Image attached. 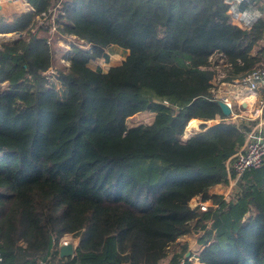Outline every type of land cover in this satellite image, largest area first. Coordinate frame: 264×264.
I'll list each match as a JSON object with an SVG mask.
<instances>
[{"label":"trees","instance_id":"trees-1","mask_svg":"<svg viewBox=\"0 0 264 264\" xmlns=\"http://www.w3.org/2000/svg\"><path fill=\"white\" fill-rule=\"evenodd\" d=\"M28 1L0 15V34H21L0 44V264H190L178 239L199 232L202 264H264V166L229 201L210 193L256 123L229 122L212 81L264 62V18L240 29L223 0L65 1L56 37L89 49L71 44L59 93L47 28L31 33L55 0ZM112 45L128 51L120 65L88 66ZM141 113L151 122L130 126ZM217 117L182 139L191 119ZM65 234L73 259L56 248Z\"/></svg>","mask_w":264,"mask_h":264},{"label":"built area","instance_id":"built-area-1","mask_svg":"<svg viewBox=\"0 0 264 264\" xmlns=\"http://www.w3.org/2000/svg\"><path fill=\"white\" fill-rule=\"evenodd\" d=\"M5 1H10L13 5L18 6L21 11L27 12L29 9H31L27 0H0V2ZM65 1L69 0H55L52 6L48 9L47 13L41 14V19L36 17L37 25H34L35 27L33 26L34 28L32 27L31 29V33L35 34L38 28L45 26L47 28L46 40L50 46L52 45V39L57 34L58 29L55 20L59 15L62 14L61 7L62 3ZM223 3L226 7V13L229 16L230 23L240 29L250 30L259 20L264 18V0H223ZM68 37H66V42L67 39L70 40L67 44L70 47V50L71 44H75L82 49H89V45L83 44L82 42H75L74 36ZM57 39H59V37H57ZM260 46L264 48V35L260 41ZM70 50L68 51L69 53ZM65 57H67V62V59L70 56L65 55ZM216 57L217 62L219 61V64L224 62L221 59L220 54H216ZM51 68H53L52 64L44 74L48 81L55 85V83L58 82V73ZM222 75L215 77V80L218 81L219 78L223 77ZM231 84H234V87L237 88L239 94L257 91L262 85H264V62L253 68L246 75L234 80L231 82ZM55 88L58 91L59 88H57L56 85ZM212 92L214 93V90H212ZM216 99L219 101V103L225 104L230 109L231 97L224 95ZM228 121L232 123L238 122L233 119H228ZM244 136V143L240 150L232 155L226 162V172L229 179L228 186L232 191L231 196L234 194L235 190H238L237 182L245 172L264 166V133L259 128L250 126L244 132ZM223 199L225 201H229L230 197L227 200L226 195H223ZM195 206H198L200 210L205 211L208 204L206 202L198 201ZM68 244L72 245V254L70 257L75 258L76 247L78 244L76 239L73 240L71 237H64L63 239L61 238L57 247L66 246ZM179 264H184V261H180Z\"/></svg>","mask_w":264,"mask_h":264},{"label":"crops","instance_id":"crops-1","mask_svg":"<svg viewBox=\"0 0 264 264\" xmlns=\"http://www.w3.org/2000/svg\"><path fill=\"white\" fill-rule=\"evenodd\" d=\"M18 10H20V8H18ZM32 11H33V8L31 7V9H29L27 12H32ZM17 12H15V13H17ZM15 13H11V14H8V15H3V16H5V17H7L9 19ZM0 37L4 38L3 43H7V42H12L18 36L16 34H0ZM3 43H1V44H3ZM127 55H128V51L127 50H124V49H121V48H119L117 46L112 45V46H109V47L106 48L104 57L99 58V59H97L95 61L96 62L97 61L101 62L103 60H104V62L108 61V63H111V64H109L108 67H113V66L120 65L125 60ZM93 63H94V61L90 62L88 66L93 68L92 67ZM93 69H95V68H93ZM103 72H105V71H103ZM212 85H213L215 98H218V97H221V96H224V95H228L229 97H231L230 114H229V116H227L228 117L227 119H233L235 121H239L238 120L239 118L240 119L244 118L245 117L243 115V111L244 110H241L240 106L236 104V100H240L239 99L240 96H239V98L236 97V96H238L237 94H239V92H238L237 88L234 87V84H231V83H219L214 78L213 81H212ZM247 94L248 95H253V98H254L252 101H250V102H252V105H253V106L251 105V108L253 110L252 112H253L254 116L257 117V119L255 120L256 123L253 125V127L259 128L264 133V115H263V109H264V85H262L257 91H255V92H247ZM240 95H241V98L245 97L244 96L245 94H240ZM244 100H241V102L243 103ZM236 113H238L239 115L236 114ZM245 118H247V117H245ZM189 122H191L192 131H191V133H189L190 135L186 136V138L184 140L188 139L189 137H191L194 134H197L199 132H202V131L207 130L208 128L214 126L216 123L219 122V118L217 117L215 119H210V120H204V119H201V118H193ZM184 131L186 132V129ZM211 190H210L211 194H216V193H212ZM192 201H194V203H195L194 206H195L196 203L199 201V199L193 198L191 200V202ZM191 202H190V204H191ZM206 203L208 205H210V203H208V202H206ZM189 236H185L183 238L178 239V243L179 244L187 243L188 251L185 254V257H187L189 259V263L190 264H202V263H200V261L198 260V257H197V254H198L197 251H200V249H201L200 245L198 244V241H197L198 239H194L193 241H191ZM192 244L196 245V251L195 252L191 251V249H190L193 246ZM56 248L58 250L60 249V247H56ZM66 258H68V257H66ZM71 259H73V258H71ZM65 262L66 261H64V263ZM161 264H167L166 260H162Z\"/></svg>","mask_w":264,"mask_h":264},{"label":"rangeland","instance_id":"rangeland-1","mask_svg":"<svg viewBox=\"0 0 264 264\" xmlns=\"http://www.w3.org/2000/svg\"><path fill=\"white\" fill-rule=\"evenodd\" d=\"M53 3H54V1L52 2V4ZM16 10L18 12L21 11V10H18V9H15L14 11L17 12ZM23 12H25V11H23ZM39 18L41 19V16H39ZM34 25L35 26L37 25L36 19H35ZM52 40H53V42H52V45H51V49H52L51 52H52V67L53 68H51V69H54L58 73L59 70L63 69L67 65V62H66V58L67 57H65V55L70 56V54H71L70 47L67 45L70 40L67 39V42H65L62 39H57L56 35L53 37ZM3 41H4V38L0 37V44L3 43ZM69 50H70V53L68 52ZM218 63H219V61H218ZM109 64H111V63H108V61L104 62V60L101 61V62L94 61V63L92 64V67L93 68H100L101 70L106 72L110 68V67H108ZM55 85H56L57 88H59L58 92L61 93V91H62L61 90V85L58 82H56ZM236 97L239 98L238 96H236ZM236 104L240 106L241 110H244L243 111V115L245 117H247V118L244 117V118H241V119L239 118L238 120L254 121V120L257 119V117H255L253 112H252L253 111L252 108H251L252 102H250L249 100H247L245 98L243 103L241 102V100H236ZM236 114H238V113H236ZM151 118H152V114H150V113H141V114H137V115H134V116L130 117L128 119V123L130 125H132V126H135V125L141 124V123H149L151 121ZM187 128H188V126L185 129H187ZM185 138H186V135H185V131H184L182 139L184 140ZM211 191H212V193H216V194H219V195H226L227 200L229 199V197H231V194H232V191H231V189H229L228 185L227 186H223V185L216 186ZM194 204H195L194 201H192L191 205L194 206ZM199 235H200V233H195L194 235H190L189 236L190 240L193 241L194 239H198ZM64 237H71L73 240L76 239V238H73L69 234H65L61 238L63 239ZM192 245L193 246L190 249H191V251L195 252L196 251V245L195 244H192ZM197 252L199 253V251H197ZM166 263H167V261H166Z\"/></svg>","mask_w":264,"mask_h":264},{"label":"water","instance_id":"water-1","mask_svg":"<svg viewBox=\"0 0 264 264\" xmlns=\"http://www.w3.org/2000/svg\"><path fill=\"white\" fill-rule=\"evenodd\" d=\"M15 5H13L10 1L0 2V15H8L11 13H15ZM18 37H21V34H17ZM221 107L222 113L225 116H229L230 109L223 103H219ZM60 257H69L72 254V245L68 244L66 246H61L59 249Z\"/></svg>","mask_w":264,"mask_h":264},{"label":"bare ground","instance_id":"bare-ground-1","mask_svg":"<svg viewBox=\"0 0 264 264\" xmlns=\"http://www.w3.org/2000/svg\"><path fill=\"white\" fill-rule=\"evenodd\" d=\"M19 7L18 6H16L15 7V9H18ZM240 96V100H244L245 98L247 99V100H249V101H252L254 98H253V95H248L247 93L244 95L245 97H242L241 98V95L240 94H238V97Z\"/></svg>","mask_w":264,"mask_h":264},{"label":"clouds","instance_id":"clouds-1","mask_svg":"<svg viewBox=\"0 0 264 264\" xmlns=\"http://www.w3.org/2000/svg\"><path fill=\"white\" fill-rule=\"evenodd\" d=\"M17 35V34H16Z\"/></svg>","mask_w":264,"mask_h":264}]
</instances>
